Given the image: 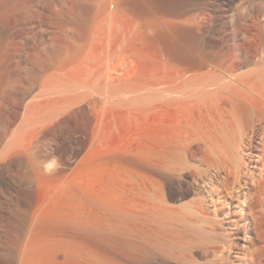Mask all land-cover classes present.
Masks as SVG:
<instances>
[{
  "label": "rangeland",
  "instance_id": "obj_1",
  "mask_svg": "<svg viewBox=\"0 0 264 264\" xmlns=\"http://www.w3.org/2000/svg\"><path fill=\"white\" fill-rule=\"evenodd\" d=\"M217 59L264 68V0H0V264H141L151 196H166L153 171L202 167L178 153L210 116L263 132L257 91L200 81ZM211 168L165 203L202 196L213 210L224 191ZM197 234L203 264L214 238Z\"/></svg>",
  "mask_w": 264,
  "mask_h": 264
},
{
  "label": "bare ground",
  "instance_id": "obj_2",
  "mask_svg": "<svg viewBox=\"0 0 264 264\" xmlns=\"http://www.w3.org/2000/svg\"><path fill=\"white\" fill-rule=\"evenodd\" d=\"M247 14L252 21L258 16L253 9ZM241 62L237 61V66H242ZM207 65L199 78L213 91L228 90L248 99L246 88H250L264 98V68L239 72L236 65L223 67L218 59ZM40 96L41 93L35 95ZM249 121L247 116H210L203 131L187 137L178 153L180 158H197L202 167L184 170L169 165L165 170H152L149 180L159 189L165 187L166 196L160 197L161 192L158 196L152 190L149 205L155 209L154 214L149 224L145 220L147 224L144 222L136 247L143 259L141 264H194L192 251L197 247L200 232L214 238L210 249L202 251L204 257L211 252L210 259L203 264H264V135L254 172L250 169L249 152L264 128L263 132L253 129L244 138ZM210 167L214 169L213 182L224 191L223 200L216 202L213 210H207L202 196L191 202V209L187 210L166 204V200L175 203L187 196L194 182H202ZM240 234L245 237L243 244L238 241L243 240Z\"/></svg>",
  "mask_w": 264,
  "mask_h": 264
}]
</instances>
